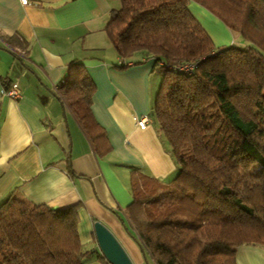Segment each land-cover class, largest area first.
<instances>
[{"label": "trees", "instance_id": "16d2710c", "mask_svg": "<svg viewBox=\"0 0 264 264\" xmlns=\"http://www.w3.org/2000/svg\"><path fill=\"white\" fill-rule=\"evenodd\" d=\"M115 1L105 33L121 61L152 58L161 79L150 115L177 164L166 181L131 170L120 220L144 264H237L238 246H264V0ZM190 1L245 44L216 46ZM94 90L72 59L55 96L102 154L110 146L92 116ZM78 210L1 199L0 264H82L91 255L109 264L81 242Z\"/></svg>", "mask_w": 264, "mask_h": 264}, {"label": "crops", "instance_id": "0c3cea01", "mask_svg": "<svg viewBox=\"0 0 264 264\" xmlns=\"http://www.w3.org/2000/svg\"><path fill=\"white\" fill-rule=\"evenodd\" d=\"M117 6L115 0H0V200L13 194L53 208L78 204L87 248L93 222L100 221L131 255L138 252L120 220L131 200V170L166 181L177 164L150 115L160 78L152 58L133 54L118 67L105 33ZM188 7L216 46L245 44L195 1ZM72 59L85 65L95 84L92 116L110 146L102 154L55 96ZM10 81L18 83V98L3 94ZM143 115L148 120L140 127ZM235 258L264 264V246L242 244ZM82 264L101 263L91 255Z\"/></svg>", "mask_w": 264, "mask_h": 264}, {"label": "water", "instance_id": "95a60500", "mask_svg": "<svg viewBox=\"0 0 264 264\" xmlns=\"http://www.w3.org/2000/svg\"><path fill=\"white\" fill-rule=\"evenodd\" d=\"M93 233L99 252L109 264H134L122 244L103 223L94 221Z\"/></svg>", "mask_w": 264, "mask_h": 264}, {"label": "built area", "instance_id": "2783aa9c", "mask_svg": "<svg viewBox=\"0 0 264 264\" xmlns=\"http://www.w3.org/2000/svg\"><path fill=\"white\" fill-rule=\"evenodd\" d=\"M20 1L23 4H26L28 2V0H20ZM188 68H190V65L184 66L185 70ZM19 92H20L19 86L16 81H10L6 88L3 87V94H5L6 96L12 99L18 98ZM147 120H148L147 116L143 115L137 119L136 124L140 127H144Z\"/></svg>", "mask_w": 264, "mask_h": 264}, {"label": "rangeland", "instance_id": "374dc122", "mask_svg": "<svg viewBox=\"0 0 264 264\" xmlns=\"http://www.w3.org/2000/svg\"><path fill=\"white\" fill-rule=\"evenodd\" d=\"M116 2H118V1H116ZM137 54H140V53L137 52ZM119 61H120V62H124V63L127 64L126 61H121L120 58H119ZM155 72H156V71H155ZM156 74H158V75L160 76L159 72H158V73L156 72ZM160 79H161V77L159 78V82H158L157 89H158V87H159ZM156 91H157V90H156ZM155 93H156V92H155ZM153 99H154V98H153ZM149 112H150V111H149ZM124 232H125V234L127 235V237L130 239V241L132 242V244H133V246L135 247V249L137 250V252H138V254H139V257H135V256H138L137 253H135V255H134V254H133V255H130L129 252L127 251V249L125 248V246L121 243L122 246H123L124 249L127 251L128 255L131 257L132 260H133L134 258H136V260H138L137 262H134L135 260H133L134 264H144V263H143L142 256H141V252H140V250H139V247H138L137 243H136V242L132 239V237L126 232V230H124ZM118 241H119V240H118ZM119 242H120V241H119ZM88 245H89L90 248H91V247H97L96 249H97V251L99 252V249H98V246H97V242H96V239H95V235L93 236V240H92V242H91L90 244H88ZM99 253H100V252H99ZM132 257H134V258H132Z\"/></svg>", "mask_w": 264, "mask_h": 264}, {"label": "bare ground", "instance_id": "6f19581e", "mask_svg": "<svg viewBox=\"0 0 264 264\" xmlns=\"http://www.w3.org/2000/svg\"><path fill=\"white\" fill-rule=\"evenodd\" d=\"M135 253H136V252H135ZM135 253L131 251V255H133V254L135 255ZM135 257H138V256H135ZM133 258H134V257H133ZM134 260L136 261V258H134Z\"/></svg>", "mask_w": 264, "mask_h": 264}]
</instances>
